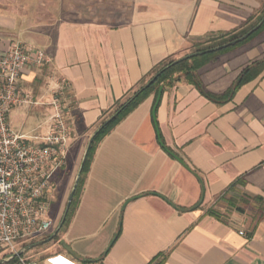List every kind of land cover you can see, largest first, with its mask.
Segmentation results:
<instances>
[{
    "label": "crops",
    "instance_id": "1",
    "mask_svg": "<svg viewBox=\"0 0 264 264\" xmlns=\"http://www.w3.org/2000/svg\"><path fill=\"white\" fill-rule=\"evenodd\" d=\"M263 10L264 0H0L1 48L21 43L50 59L24 72L21 85L38 105L13 109L11 127L24 108L44 120L34 132L45 136L50 87L65 79L69 153L79 156L162 63L199 52L208 36L239 35ZM247 69L250 81L222 103L184 80L165 89L160 134L187 167L158 142L155 94L117 125L96 149L57 252L80 263L264 264V30L198 76L206 93L222 95Z\"/></svg>",
    "mask_w": 264,
    "mask_h": 264
},
{
    "label": "built area",
    "instance_id": "2",
    "mask_svg": "<svg viewBox=\"0 0 264 264\" xmlns=\"http://www.w3.org/2000/svg\"><path fill=\"white\" fill-rule=\"evenodd\" d=\"M49 64L43 50L21 43L0 46V254L3 260L15 256L18 264H79L60 253L44 259L26 256L29 251L19 255L27 243L55 231V175L67 166L72 141L74 112L67 100L71 85L65 79L50 85L45 136L19 134L9 121L13 109L38 105L21 85L24 72Z\"/></svg>",
    "mask_w": 264,
    "mask_h": 264
},
{
    "label": "trees",
    "instance_id": "3",
    "mask_svg": "<svg viewBox=\"0 0 264 264\" xmlns=\"http://www.w3.org/2000/svg\"><path fill=\"white\" fill-rule=\"evenodd\" d=\"M263 17H264V10L262 12H260V14H258L257 16L250 18L244 26V28L248 27V29L243 31L239 35L236 34L237 32H232V33H227V34H218V35L208 36L207 38H205L204 42H202L201 44H199L197 46V50L198 51L208 50V49L215 48V47L221 46L223 44L229 43V42L243 36L244 34H246L249 30H251L253 27H255L257 25V23H259ZM251 23H253V24H251ZM249 25H251V26H249ZM263 30H264V24L262 25V27H260V29L258 31L253 33L247 40H245V41H243V42H241V43H239L233 47H230L228 49L217 52V53L207 54V55H204L202 57H195V58L190 59V60H175L172 58L166 60L158 68H156L154 70V72L150 75L148 80L145 79L142 82V85L140 86V88L138 90L133 92L128 98H126V100L124 102L118 103L116 105L114 111L110 114L109 118L104 120L101 123V125L99 126L98 130L95 132L94 141L90 146L89 152L86 156L84 165L82 167L81 176H80V179L78 181V185L76 187L74 199L72 201V204H71L70 209L67 213L65 222H64L61 230L68 225L71 216L74 214V212L76 210L80 195H81L82 190H83V186L85 183L86 176H87L88 171L90 169V166H91V163H92V160H93V157L95 155V152H96L98 145L102 142V140L108 134H110V132L117 125H119L128 115H130L134 110H136L151 94L156 95V101H155L154 109L152 112V120H153L155 128H156L158 142H159L160 146L168 154H170L173 158L179 160L183 165H185L187 167L186 163L182 159H180L174 152H172V150H170V148H168L166 146V144L164 143L163 138L160 134L158 122L156 119V113H157V109H158V106L160 103V101H158L159 95L162 96V94L164 93L166 88L171 87L175 83L184 80L190 84H193L196 88H198L200 90V92L202 94H205L206 97H208L209 99H211L212 101H214L216 103H222L224 101L231 99L233 97V95L235 94V92L240 87H242L244 84L249 82L250 79L252 78L251 75L249 74L251 72L250 69L245 70L243 75L240 77L239 81L236 83V85L232 89H230L228 92H226L225 94H222V95H212V94L206 93L204 90V87L200 81V78L198 76V71L202 67L207 65L208 63L214 61L219 55L226 53L230 50H233L237 47H240V46L244 45L245 43L249 42L250 40L255 38L258 34H260ZM156 76H157V78L154 81V83H152L147 89L142 90L143 86L148 81H150L152 78H154ZM115 114H117L116 117L110 123L106 124V122ZM243 183H244L243 180H239L236 184H243ZM49 237L50 236H48L47 238H49ZM56 238L58 240V237H56ZM68 258H70V257H68ZM70 259L79 263V264H101V263H99V261L86 260L83 263L82 262L80 263L77 260H74L73 258H70ZM162 263L163 262H160L158 264H162ZM5 264H18V260H17V258H15V259H13L10 262L5 263Z\"/></svg>",
    "mask_w": 264,
    "mask_h": 264
},
{
    "label": "rangeland",
    "instance_id": "4",
    "mask_svg": "<svg viewBox=\"0 0 264 264\" xmlns=\"http://www.w3.org/2000/svg\"><path fill=\"white\" fill-rule=\"evenodd\" d=\"M180 60V59H178ZM149 82V81H148ZM17 112H20L19 116L12 115V126L13 130L15 132L19 133H31L30 135L36 136L35 134H41L44 130L43 128L36 133L34 132V129H37L39 125L43 123L44 120L42 119H36V118H27L24 113V108L19 109ZM46 112L43 113L42 118H45ZM39 136V135H37ZM84 149L86 148L87 142L84 144ZM84 150L83 152L79 153V156L75 153V149L68 154L67 159V166L65 167L64 173H62L59 176L58 183H57V191H56V200L55 203L52 206V217L55 220V229L60 225L64 214L66 212L67 204H68V198L73 190V187L75 185L81 163L84 157ZM54 229V230H55ZM61 231V230H60ZM60 233V232H59ZM59 235V234H58ZM58 235L56 237H58ZM48 238H45L43 240H40L38 242H30L27 244V246H32L34 244H37L41 241L47 240ZM57 238L54 240L33 248L29 250V252L26 254V256H32L35 259H44L47 256L57 254V251H61L62 248H64L63 244H55ZM3 261V255L0 254V262Z\"/></svg>",
    "mask_w": 264,
    "mask_h": 264
},
{
    "label": "water",
    "instance_id": "5",
    "mask_svg": "<svg viewBox=\"0 0 264 264\" xmlns=\"http://www.w3.org/2000/svg\"><path fill=\"white\" fill-rule=\"evenodd\" d=\"M263 24H264V17L260 20V22H259V23H258L253 29H251L250 31H248V32H247L246 34H244L243 36H241V37H239V38H237V39H235V40H233V41H231V42H229V43L223 44V45H221V46H218V47H215V48H211V49H208V50L199 51V52H196V53H193V54L187 55V56L181 58L180 60H190V59H193V58H195V57H202V56L207 55V54L217 53V52H220V51H222V50H225V49H228V48H230V47H233V46H235V45H237V44H239V43H241V42L247 40V39H248L253 33H255L256 31H258V30L260 29V27H262ZM156 78H157V76L154 77V78H152L149 82H147V83L143 86L142 90L147 89L152 83H154V81L156 80ZM160 99H161V95H159V97H158V101H160ZM116 115H117V114L113 115V116H112V117L106 122V124L110 123V122L116 117ZM94 136H95V134H94V135L92 136V138L90 139V142H89V144H88V146H87V149H86V151H85V154H84V157H83V160H82V163H81V167H80V170H79V173H78V176H77L76 182H75V185H74L73 190H72V192H71V194H70V196H69V198H68V204H67L66 212H65V214H64V217H63V219H62L60 225L55 229V231L53 232V234H52L47 240L41 241V242H39V243H37V244H34V245H32V246H29V247L25 248L24 250H22V251L19 252V255H21L24 251H29V250H31V249H33V248H36V247L42 246V245H44V244H46V243H48V242L54 240V239L56 238V236L59 234V232H60V230H61V228H62V226H63V224H64V222H65V219H66L67 213H68V211H69V209H70V206H71V204H72V201H73V199H74V194H75V191H76V187H77V185H78V181H79L80 176H81L82 167H83V165H84V162H85L86 156H87V154H88V152H89L90 146H91V144H92L93 141H94ZM14 258H15V256L12 257V258H10V259H8V260H3V261L0 262V264L8 263V262H10L11 260H13Z\"/></svg>",
    "mask_w": 264,
    "mask_h": 264
}]
</instances>
